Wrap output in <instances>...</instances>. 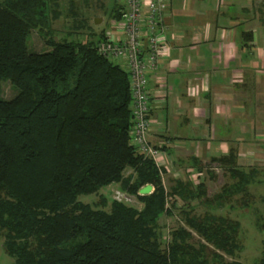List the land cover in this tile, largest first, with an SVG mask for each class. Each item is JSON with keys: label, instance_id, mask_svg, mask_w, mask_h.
Instances as JSON below:
<instances>
[{"label": "trees", "instance_id": "1", "mask_svg": "<svg viewBox=\"0 0 264 264\" xmlns=\"http://www.w3.org/2000/svg\"><path fill=\"white\" fill-rule=\"evenodd\" d=\"M57 6L54 0H0V83L7 80L15 91L0 98V234L12 264H243L222 261L239 250L238 221L207 211L192 215L193 204L185 205L202 194L204 183L170 179L165 188L154 162L129 144L127 72L96 48L107 26L94 34L91 25L73 20L74 37L49 38L47 50L27 49L28 32L48 27ZM120 8L110 16L118 18ZM192 160L209 177L213 164L232 179L206 201L215 209L244 193L255 174L237 165L232 150L209 163ZM111 183L141 206L110 198L104 209L77 199ZM145 184L152 190L138 194ZM173 196L181 204L172 199L165 206ZM173 209L184 226L164 240L158 219ZM255 225L264 229V221ZM191 231L200 238L195 246ZM256 264H264V240Z\"/></svg>", "mask_w": 264, "mask_h": 264}, {"label": "crops", "instance_id": "2", "mask_svg": "<svg viewBox=\"0 0 264 264\" xmlns=\"http://www.w3.org/2000/svg\"><path fill=\"white\" fill-rule=\"evenodd\" d=\"M168 1L167 51L149 79L148 140L165 142L157 157L163 174L230 150L237 165L257 173V154L264 153V0Z\"/></svg>", "mask_w": 264, "mask_h": 264}, {"label": "rangeland", "instance_id": "3", "mask_svg": "<svg viewBox=\"0 0 264 264\" xmlns=\"http://www.w3.org/2000/svg\"><path fill=\"white\" fill-rule=\"evenodd\" d=\"M57 2V15L54 18H50L48 21V27H43L41 29H31L26 36V47L31 51H43L49 49L46 44L47 39L58 40L62 37L70 38L74 37L75 32L72 31V22L73 20L79 21L83 20L84 23L92 26V32L94 34L98 33L100 29H105L104 27L108 25L109 20L112 18L110 12L114 6L120 5L122 0H54ZM113 6V7H112ZM74 12L75 15L72 16L71 12ZM93 19H96L98 23L93 24ZM100 19V20H98ZM77 32L86 33V30L80 29ZM77 39L82 38V34L76 36ZM125 68V66H122ZM15 93L14 89L11 87L7 80H3L0 83V98L8 99ZM264 143V140H263ZM260 147V146H258ZM243 148V147H242ZM246 148H251V146H246ZM262 148V147H260ZM249 151V149H248ZM263 160H261L257 170V173L254 174L253 181L255 179H260L261 176H264V153L257 154ZM245 161V162H244ZM250 157H244L243 163H249ZM210 173L209 177L208 170L206 168L201 169V174L199 180H202L204 183L202 186V194L196 196L193 199L186 198L184 200L185 205L193 204L192 210L190 213L192 215L200 216L203 212H213L215 214H221L228 216L230 219L236 220L239 223L238 229V244L239 250L230 257L223 255L222 261H228L230 259H237L243 264H256L257 259L260 254L261 242L264 240V229L260 230L256 225V221H264V202L262 197H264V182L259 184H254L250 182L246 187L244 193L232 194L228 196L227 200H222V208L215 209L213 205H208L206 201L212 200V197L220 192V189L224 186L232 183V179L228 176L227 172H224L221 168H214L213 164L208 165ZM178 169V168H177ZM179 169H183L179 167ZM196 170V169H195ZM129 169L124 171V174H128ZM256 172V171H255ZM168 174V173H167ZM163 174L161 179L162 183L167 188L171 182L170 173ZM118 185L111 183L104 187H101L98 190V193L95 194H86L79 195L78 200L88 203L92 206L99 208H108V203L113 190H118ZM226 189V188H225ZM120 190V189H119ZM100 195L106 198V205L101 206ZM205 199V201H204ZM214 204V203H213ZM134 207H140L141 204L133 198L131 203ZM181 214L178 212V209H173L171 215H161L158 219L159 231L162 233V238L164 240L169 238L168 233L171 229L178 225H183L181 219ZM192 239H189L192 244L194 241H200V238L191 231ZM2 235L0 234V264H12V257L8 256L2 247ZM195 246V244H194ZM210 248L211 246L208 245ZM212 249V248H211ZM209 262H214L212 259Z\"/></svg>", "mask_w": 264, "mask_h": 264}, {"label": "built area", "instance_id": "4", "mask_svg": "<svg viewBox=\"0 0 264 264\" xmlns=\"http://www.w3.org/2000/svg\"><path fill=\"white\" fill-rule=\"evenodd\" d=\"M168 5V0H122L118 18L112 17L109 20L105 41L96 45L99 54L117 62L121 67L125 66L122 68L127 72L131 112L129 144L137 154L154 162L160 179L163 169L157 157L165 142L152 144L148 140L152 123L149 116V79L157 68L158 59L166 55V26L163 19ZM167 159L165 158V162L169 163ZM172 167L167 171L173 179H186L192 184L202 182L197 177L201 171L191 167ZM111 198L131 204L134 197L118 189L112 191ZM172 199L177 206L181 204V201L173 196L167 197L165 206Z\"/></svg>", "mask_w": 264, "mask_h": 264}, {"label": "water", "instance_id": "5", "mask_svg": "<svg viewBox=\"0 0 264 264\" xmlns=\"http://www.w3.org/2000/svg\"><path fill=\"white\" fill-rule=\"evenodd\" d=\"M98 20H100V19H98ZM96 23H98V21H96V19H93V24L95 25ZM150 188H151V186L149 184H145V185L141 186L137 192H138V194H141V195L148 194L150 192Z\"/></svg>", "mask_w": 264, "mask_h": 264}]
</instances>
